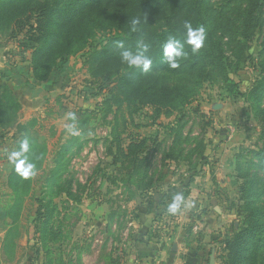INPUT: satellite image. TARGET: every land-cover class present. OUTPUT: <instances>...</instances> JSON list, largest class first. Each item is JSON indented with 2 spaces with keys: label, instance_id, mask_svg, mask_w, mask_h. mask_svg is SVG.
<instances>
[{
  "label": "rangeland",
  "instance_id": "1",
  "mask_svg": "<svg viewBox=\"0 0 264 264\" xmlns=\"http://www.w3.org/2000/svg\"><path fill=\"white\" fill-rule=\"evenodd\" d=\"M213 1L225 9L211 24L210 58L201 67L210 76L184 107L158 116L116 81L103 87L117 62H88L92 47L115 34L112 11L92 13L93 25L105 29L86 37V27L74 23L84 0H0L18 4L20 21L12 36V27L0 28V79L18 71L25 135L44 154L34 176H19L17 192L0 188L4 205L17 203L9 242L29 244L23 258L125 264L137 244L163 241L166 258L177 245V264H248L249 251L233 243L244 244L241 233L264 221V0H254L248 36L247 0ZM156 5L135 0L147 18L156 15L152 25L169 7ZM72 115L77 135L66 131ZM177 193L184 203L174 216L166 205ZM260 254L258 264L264 247Z\"/></svg>",
  "mask_w": 264,
  "mask_h": 264
},
{
  "label": "trees",
  "instance_id": "2",
  "mask_svg": "<svg viewBox=\"0 0 264 264\" xmlns=\"http://www.w3.org/2000/svg\"><path fill=\"white\" fill-rule=\"evenodd\" d=\"M84 1L81 3L79 15L75 18L74 23L86 27V37H95L98 32L96 31L97 29L99 31L105 29V26L101 25L99 21H96L97 24L93 25L91 19L92 13L93 15L101 13L99 16L103 17L107 12L112 11L117 17V21L114 24L115 34L109 36L107 42L101 45L100 48L99 45L93 46L88 59V62L91 64L99 62L100 65L103 64V67L117 62L118 68L114 71L109 70L110 73L104 75L105 81L103 87L109 86L113 81H116L119 87L125 90L131 101L138 103L140 106H155L157 115L159 116L162 113V108H167L166 114H172L174 110L184 107L203 81L202 77L207 78L210 76L209 71L201 67L210 58L208 39L213 37V34L211 36V24L215 20H219V17L224 12V6L214 8L215 1L213 0H162L168 2L169 7L165 11L158 12L160 14L158 17L159 23L157 24L156 22L152 25L155 20L153 18L156 15L152 18H147L135 6V0H102L99 3H97V0H91L90 3L87 0ZM159 1L161 0H142V5L145 7L152 4V6L157 7L156 3ZM231 2L232 0L229 1V3ZM13 4L0 3V28L12 27L11 36L17 31L16 26L20 24V21L15 20L17 18L16 9L18 4L11 6ZM245 5V15L243 14V25L245 28L243 35L248 36L252 22L257 15V5L254 4V0H247ZM102 17L100 19H103ZM137 18L140 20V24L137 26V31H132L131 22ZM186 21L190 22L193 28L202 26L206 32L204 47L195 53L192 52L191 46L185 43L187 29L184 25ZM95 27L97 28L96 30ZM170 38L180 41L187 53V56L180 60L179 67L177 68H171L164 56V45ZM141 41L148 45V51L144 55L153 61L152 68L147 73L142 72L140 68H128L122 62L120 56L122 50L116 46L117 42H123L126 49L135 53L138 51V42ZM216 48L221 49V44L217 43ZM114 74L116 77L113 80L112 76ZM182 75L186 77L185 80L181 78ZM230 89L235 93L240 91L238 85H234L233 83ZM26 137L30 142L28 156L34 162L37 170L41 167L44 154L40 150H36V148L40 149L43 147L31 136L24 135L22 140ZM135 147L136 150L141 148L140 145H136ZM17 151H19V148ZM19 176L14 167L9 181V186L12 187L13 193L17 192ZM161 201L164 203L163 200ZM149 202L153 205L152 200ZM5 208L10 225L14 228V224L16 225L20 218L17 211V203L16 205H6ZM261 208H263L264 216V206H261ZM261 229H264V221L255 226L250 224L241 233L243 236L239 237L241 240L247 238L244 243L245 245L233 243V248L242 246L244 247V252L249 251L250 260L248 264H258V261H260V249L264 247V235L259 231ZM253 232L254 235H252ZM18 234L19 232L16 233L17 237ZM11 243L14 244L15 242L11 241ZM250 244L252 245L251 249L248 247ZM261 264H264V262Z\"/></svg>",
  "mask_w": 264,
  "mask_h": 264
},
{
  "label": "crops",
  "instance_id": "3",
  "mask_svg": "<svg viewBox=\"0 0 264 264\" xmlns=\"http://www.w3.org/2000/svg\"><path fill=\"white\" fill-rule=\"evenodd\" d=\"M17 74L16 69L3 71V77L0 79V188L9 185L15 167V164L9 160V155L18 150L19 143L25 135L26 124L29 123L21 119L20 112L24 102L17 91L15 82ZM5 206L0 200V264H44L45 262L39 258L37 260L23 258L21 249L27 247L28 243L9 242L13 227L10 225ZM132 250L134 256L125 264H177L178 262L175 257L178 247L175 244L170 248L172 255L168 258L163 241H144Z\"/></svg>",
  "mask_w": 264,
  "mask_h": 264
},
{
  "label": "clouds",
  "instance_id": "4",
  "mask_svg": "<svg viewBox=\"0 0 264 264\" xmlns=\"http://www.w3.org/2000/svg\"><path fill=\"white\" fill-rule=\"evenodd\" d=\"M132 31H137V26L140 24V20H132ZM186 40L185 43L191 46L193 53L203 48L206 41L205 29L201 27L193 28L190 22H185ZM122 51L120 56L122 62L125 63L128 68H140L142 72L147 73L151 70L153 61L144 53L148 51V45L142 41L138 42L137 52H132L124 47L123 42H117L116 45ZM164 56L171 68L179 67V62L182 58L187 56L183 45L175 38H170L164 45ZM71 119L74 121L71 124L66 125V131L70 135H77L78 129L75 124V116L72 115ZM30 152V142L26 137L20 142L19 151H13L9 155V160L15 164L16 172L24 179L27 180L36 174V166L29 159L28 153ZM184 203V197L182 193H177L172 197V203L168 205L167 211L171 215H177L181 211V206Z\"/></svg>",
  "mask_w": 264,
  "mask_h": 264
},
{
  "label": "built area",
  "instance_id": "5",
  "mask_svg": "<svg viewBox=\"0 0 264 264\" xmlns=\"http://www.w3.org/2000/svg\"><path fill=\"white\" fill-rule=\"evenodd\" d=\"M0 142H1V140H0Z\"/></svg>",
  "mask_w": 264,
  "mask_h": 264
}]
</instances>
